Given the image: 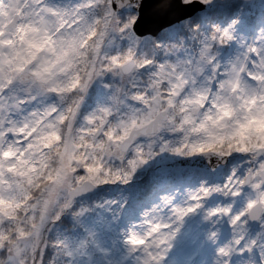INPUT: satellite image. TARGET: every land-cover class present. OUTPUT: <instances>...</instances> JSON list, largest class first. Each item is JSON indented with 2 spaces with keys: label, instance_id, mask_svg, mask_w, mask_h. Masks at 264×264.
Returning a JSON list of instances; mask_svg holds the SVG:
<instances>
[{
  "label": "clouds",
  "instance_id": "9594fccd",
  "mask_svg": "<svg viewBox=\"0 0 264 264\" xmlns=\"http://www.w3.org/2000/svg\"><path fill=\"white\" fill-rule=\"evenodd\" d=\"M128 2L0 0V264H264V23L232 0V39L165 54Z\"/></svg>",
  "mask_w": 264,
  "mask_h": 264
},
{
  "label": "snow or ice",
  "instance_id": "6c2138e0",
  "mask_svg": "<svg viewBox=\"0 0 264 264\" xmlns=\"http://www.w3.org/2000/svg\"><path fill=\"white\" fill-rule=\"evenodd\" d=\"M158 0H141L140 4L134 3V0H129L125 4L109 3V8L115 10L121 9V13L109 12V15H122L127 10V16L120 28V32L125 34L126 39L137 47L142 45H150L154 50H164L165 54L176 52L177 49L185 47V42L189 39H195V36H189V32L193 29H199L201 25L211 23L212 34L209 36L204 34V41H215L218 37L232 39V31L236 24L240 23L237 19H223L231 14L234 4L232 0H184L181 4L180 0H172L171 5L166 10H153V4ZM22 5L18 11L23 14L25 9H32L33 5L40 7L41 12L48 16L60 18L63 23L64 17L75 13L79 15L85 8L92 7V0H80L71 9L56 3H49V0H19ZM212 5V7H208ZM203 6V7H201ZM246 11L244 8L241 11L245 14V27L257 21L264 23V0H247ZM138 12V14H137ZM199 13L195 16V20L199 23H193L188 18L193 17L194 13ZM222 22L217 23L215 21ZM18 31H23L22 27ZM3 36V31L0 29V37ZM11 43L10 40L0 39V44ZM29 44L33 42L29 41ZM207 44L205 43V48ZM260 54V49L255 44L248 45V56L255 58V55ZM35 55V54H33ZM116 58L113 57V61ZM149 62L145 61L147 66ZM163 68V64H161ZM249 79H252V74H249ZM2 95V93H0ZM3 99H0V119H3ZM128 135L127 131L124 134ZM139 152V149H136ZM179 151V149H176ZM8 155V153H5ZM133 170L136 167V161H129ZM127 175H130L127 174ZM119 179V177H116ZM87 209H80V214Z\"/></svg>",
  "mask_w": 264,
  "mask_h": 264
},
{
  "label": "water",
  "instance_id": "95a60500",
  "mask_svg": "<svg viewBox=\"0 0 264 264\" xmlns=\"http://www.w3.org/2000/svg\"><path fill=\"white\" fill-rule=\"evenodd\" d=\"M201 7H203V6H201Z\"/></svg>",
  "mask_w": 264,
  "mask_h": 264
}]
</instances>
